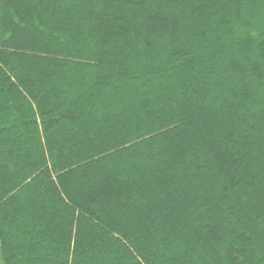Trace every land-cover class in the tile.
Here are the masks:
<instances>
[{
	"label": "trees",
	"instance_id": "1",
	"mask_svg": "<svg viewBox=\"0 0 264 264\" xmlns=\"http://www.w3.org/2000/svg\"><path fill=\"white\" fill-rule=\"evenodd\" d=\"M0 264H264V0H0Z\"/></svg>",
	"mask_w": 264,
	"mask_h": 264
}]
</instances>
